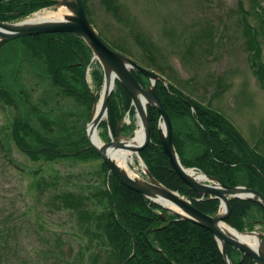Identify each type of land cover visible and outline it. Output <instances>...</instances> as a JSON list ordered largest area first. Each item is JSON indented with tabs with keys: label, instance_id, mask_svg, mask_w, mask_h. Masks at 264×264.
<instances>
[{
	"label": "rangeland",
	"instance_id": "obj_1",
	"mask_svg": "<svg viewBox=\"0 0 264 264\" xmlns=\"http://www.w3.org/2000/svg\"><path fill=\"white\" fill-rule=\"evenodd\" d=\"M111 1L117 13L108 12L102 0H87V15L100 38L185 96L223 115L264 155V89L250 67L243 21L247 15L250 25H257V1ZM259 4L264 9V0ZM57 11V7L44 9L27 19ZM136 35L151 44V50L156 45V62L138 46ZM259 41L264 63V36ZM91 74L88 84L97 94ZM49 76L43 61L25 54L21 40L0 49V90L19 105L20 118L33 129L31 134H36L25 136L26 141L35 144L37 137H46L58 140L60 147L69 151V142L86 131L92 109L66 96ZM17 117L15 108L0 98V142L7 151L0 149V264H107L110 249L85 230L87 223L69 210L56 211L49 191L41 195L37 190V184L46 179L57 193L88 196V208L100 214L103 207L93 193L104 188L102 159L32 161L12 138ZM44 118L52 131L43 126ZM124 119L130 123L127 114ZM99 136L104 143L110 141L104 140L105 130L100 127ZM34 148L40 146L35 144ZM6 153L18 169L8 162ZM134 158V173L146 180V166L136 153ZM261 231L264 234L257 226L255 232ZM97 254L100 257L94 260Z\"/></svg>",
	"mask_w": 264,
	"mask_h": 264
},
{
	"label": "trees",
	"instance_id": "obj_2",
	"mask_svg": "<svg viewBox=\"0 0 264 264\" xmlns=\"http://www.w3.org/2000/svg\"><path fill=\"white\" fill-rule=\"evenodd\" d=\"M82 1L88 14L87 0ZM256 1L259 7L255 14L257 25H250L247 15L243 21L250 52V67L264 89L263 50L259 41V37L264 36V9L259 4L261 0ZM102 2L108 12L117 13L111 0ZM56 3L57 0H0V21H19L40 10L50 9ZM19 40L23 42L26 55L46 64L49 77L57 89L91 109L94 92L87 84L86 70L93 54L81 38L73 34H44ZM135 40L144 54L153 57V63L156 62V45L151 50V44L147 45L140 35H136ZM92 68L93 82L100 93L104 82L103 71L99 64H93ZM133 75L144 87L149 85L142 74L133 71ZM157 93L172 121L173 142L184 166L217 177L226 186H247L264 195V155L250 146L234 125L223 115L185 96L173 85H169L168 90L160 83ZM21 97L26 95L21 93ZM0 98L10 106L14 107L15 104V107H19L8 92L0 90ZM128 112L131 124L122 126L121 134L124 136L132 135L137 124L132 99L117 82L108 104V119L100 125L105 130L104 140H109L110 132L115 136L119 123ZM148 114L151 143L140 153V157L149 171L165 187L188 197L203 213L211 216L217 214L220 206L218 199L205 197L200 200L201 196L172 170L158 136L160 114L152 107H148ZM42 121L43 126L51 130L47 120ZM31 129L26 121L17 117L12 128V138L32 161L43 159L49 163L68 157L83 161L100 159L95 150L88 148L85 132L81 138L69 142L71 149L65 151L58 140L51 141L50 138L37 136L35 144L40 148L35 149V144H29L25 137L36 135L31 134ZM0 149L7 152L3 144H0ZM102 166L104 188H97L93 193L95 200L103 207L100 214H94L88 208V196L73 192L57 193L51 189L54 184L50 185L46 179L37 184V190L41 195L49 191L48 198L54 201L56 211L69 210L87 223L85 230L95 239L102 240L104 246L110 249L107 264H226L211 232L168 213L144 196L129 190L110 173L105 164ZM231 207V216L225 222L236 230L250 232L257 225L264 226V210L260 205L248 200L232 199ZM162 215L166 220L162 219ZM226 254L231 264H255L251 258L232 246H226ZM99 257L97 254L94 260Z\"/></svg>",
	"mask_w": 264,
	"mask_h": 264
},
{
	"label": "water",
	"instance_id": "obj_3",
	"mask_svg": "<svg viewBox=\"0 0 264 264\" xmlns=\"http://www.w3.org/2000/svg\"><path fill=\"white\" fill-rule=\"evenodd\" d=\"M56 7L58 10L60 8H66L70 11V14H67L62 21H47L42 23H27L26 20L17 23L0 21V48L10 41L42 34L70 33L80 37L91 49L94 58L98 60L104 73V85L100 98L102 99L101 114L94 118L95 106L97 104V97L94 95L91 117L86 127V137L89 142V148L97 152L103 163L110 169V172L126 188L141 194L156 204H159L157 200L160 199L168 201L178 209V212H173L169 208L161 204L159 205L176 214L179 218L190 221L211 232L219 245L226 264H230L226 254V246H232L239 250L243 255L251 258L255 264H264V234L247 232L248 234H257L260 245L258 248H255L248 243L227 235L222 227L223 224H226L225 221L232 213L231 199L248 200L260 205L264 209V195L245 186L228 187L224 185L220 179L208 176L201 171L198 173H201V175L206 178L205 180L197 179L188 174L186 172L188 169L182 164L173 143V125L171 119L163 107L161 98L157 94L159 82L167 86L166 81L156 73L141 67L128 57L109 48L91 25L82 0H58ZM132 71H137L144 75L149 80L150 85L144 88L142 84L135 79ZM111 77H113V87L109 88L108 84ZM116 81H118L130 95L132 105L137 114L138 125L141 126L145 132L143 142L138 147H133L131 149L139 155V153L145 150L151 142V129L148 115V106H150L160 114L162 123L159 126L158 134L173 171L198 195L202 197L209 196L210 198L221 201L220 210L215 216H209L203 213L184 195L163 186L147 168L145 174L148 180L133 178L126 171L121 169L111 158L110 150L112 147L126 146V140L131 141L134 139L121 136L122 123L118 125L116 136L113 141L103 143L100 148L93 145L88 132L89 125L93 123L94 127L97 128L103 121V118L108 117V103L115 90ZM162 219L165 220V217L163 216ZM229 227L241 233L233 227Z\"/></svg>",
	"mask_w": 264,
	"mask_h": 264
},
{
	"label": "bare ground",
	"instance_id": "obj_4",
	"mask_svg": "<svg viewBox=\"0 0 264 264\" xmlns=\"http://www.w3.org/2000/svg\"><path fill=\"white\" fill-rule=\"evenodd\" d=\"M69 14L66 13L65 9L60 8L57 12L54 13H48V14H41L39 13L36 17L27 19V23H42L47 21H62L64 20L65 16ZM109 88L113 87V77L110 78ZM102 111V99H100L96 106H95V113L94 118L99 116ZM106 119V117L103 118V120ZM88 132L90 135L91 142L94 146L100 148L103 145V141L101 140L99 136V127L95 128L93 123L89 125ZM145 138V132L144 129L139 126L136 132V135L133 140L131 141H125L126 146L122 147H112L110 150V156L113 159V161L124 171H126L131 177L137 178L136 174L133 171L132 165L135 164V153L133 151V147H138ZM186 172L193 177L197 179L205 180L206 178L201 175V173H196V171L188 169ZM157 202L167 208H169L173 212H178V209L170 204L166 200H157ZM223 230L227 235L232 236L233 238L239 239L242 242L248 243L252 245L255 248H258L260 245L259 238L257 234H248V233H238L235 230L231 229L228 225L223 224L222 225Z\"/></svg>",
	"mask_w": 264,
	"mask_h": 264
},
{
	"label": "flooded vegetation",
	"instance_id": "obj_5",
	"mask_svg": "<svg viewBox=\"0 0 264 264\" xmlns=\"http://www.w3.org/2000/svg\"><path fill=\"white\" fill-rule=\"evenodd\" d=\"M257 226H259L261 229H264V226L262 227V226H260V225H257ZM256 226V227H257ZM256 230V228L254 229V231ZM263 231H261V233H262Z\"/></svg>",
	"mask_w": 264,
	"mask_h": 264
}]
</instances>
